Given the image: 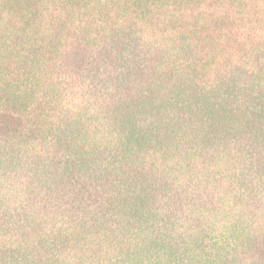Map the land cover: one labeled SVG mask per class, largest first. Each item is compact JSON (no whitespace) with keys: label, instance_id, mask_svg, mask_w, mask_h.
Here are the masks:
<instances>
[{"label":"trees","instance_id":"trees-1","mask_svg":"<svg viewBox=\"0 0 264 264\" xmlns=\"http://www.w3.org/2000/svg\"><path fill=\"white\" fill-rule=\"evenodd\" d=\"M0 264H264V0H0Z\"/></svg>","mask_w":264,"mask_h":264}]
</instances>
